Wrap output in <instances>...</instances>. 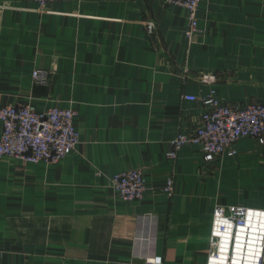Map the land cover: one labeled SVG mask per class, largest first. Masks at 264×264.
Returning a JSON list of instances; mask_svg holds the SVG:
<instances>
[{
    "label": "crops",
    "instance_id": "0c3cea01",
    "mask_svg": "<svg viewBox=\"0 0 264 264\" xmlns=\"http://www.w3.org/2000/svg\"><path fill=\"white\" fill-rule=\"evenodd\" d=\"M187 15L163 0H0V107L71 108L79 133L58 164L0 159V264H207L217 206L264 210L256 139L212 164L195 146L167 157L212 91L232 106L264 103V0H205L191 44ZM128 170L146 179L139 202L112 188Z\"/></svg>",
    "mask_w": 264,
    "mask_h": 264
},
{
    "label": "built area",
    "instance_id": "2783aa9c",
    "mask_svg": "<svg viewBox=\"0 0 264 264\" xmlns=\"http://www.w3.org/2000/svg\"><path fill=\"white\" fill-rule=\"evenodd\" d=\"M54 1L36 0L45 9ZM205 0H163L170 6L187 11L185 39L188 44L200 32L198 13ZM146 26L152 31L153 23ZM34 81L46 84L50 72L37 70ZM205 82L213 77L203 76ZM186 101L197 102L195 96H186ZM203 113L200 125L193 133H182L170 141L167 157L176 161L181 150L188 146L198 147L206 164H212L223 154L236 155L235 145L242 139L253 138L264 144V103L245 107L223 103L212 91L200 100ZM76 110L51 108L39 111L27 105L0 107L2 136L0 159L11 157L30 164H58L70 155L79 142L75 128ZM121 201L139 202L145 198L147 182L140 170H128L117 174L111 180ZM167 197L174 194V181L167 180L163 187ZM211 250L207 264H264V210L246 206H217L214 211L210 234ZM147 264H159L160 260L147 258Z\"/></svg>",
    "mask_w": 264,
    "mask_h": 264
}]
</instances>
